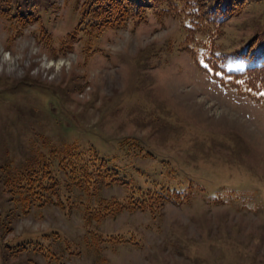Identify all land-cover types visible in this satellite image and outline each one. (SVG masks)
<instances>
[{
  "label": "rangeland",
  "instance_id": "374dc122",
  "mask_svg": "<svg viewBox=\"0 0 264 264\" xmlns=\"http://www.w3.org/2000/svg\"><path fill=\"white\" fill-rule=\"evenodd\" d=\"M35 2L57 47L83 0ZM146 16L98 34L100 50L85 57L80 40L52 53L34 36L36 22L18 32L0 15V264H264V101L220 86L179 50L185 31L177 18ZM217 42V70L264 60V0H248ZM64 143L93 148L130 184L188 196L153 214L123 210L91 223L96 238L102 234L95 244L82 218L86 196L67 188L53 159L57 192L74 202L69 215L53 203L22 213L4 177ZM126 193L124 185L101 186L92 204ZM109 233L139 243L112 244ZM37 243L59 259L47 261Z\"/></svg>",
  "mask_w": 264,
  "mask_h": 264
},
{
  "label": "trees",
  "instance_id": "16d2710c",
  "mask_svg": "<svg viewBox=\"0 0 264 264\" xmlns=\"http://www.w3.org/2000/svg\"><path fill=\"white\" fill-rule=\"evenodd\" d=\"M35 1L0 0V15L9 21L15 20L14 27L18 32L27 23L36 22L37 30L34 36L52 53L64 54L71 49L74 42L80 40L83 42L82 52L85 57L100 50L93 43L98 34L107 29H122L127 22L134 25L145 22L147 10H150L158 21L166 16L176 17L185 31L180 43L181 49L189 51L198 65L210 70L211 75L223 85L232 86L238 93L248 95L256 101H264V60L237 71L223 72L215 69L223 61L221 53L215 51L220 49L217 38L222 33L223 23L239 15L248 0H229L223 7L209 6L206 0H138L136 3L134 0H83L76 24L67 31L57 47L50 43V34L36 9ZM197 32L200 35H197ZM53 159L57 160L56 168L62 170L66 176L67 188L75 187L86 196L82 218L84 227L92 234L91 241L95 244L102 239V234L97 239L96 232L89 228L91 223L113 217L123 210H141L153 214L166 201H177L181 200V196H188V193L175 189L170 191L164 186L139 187L130 184L118 178L114 169L93 148L89 147L84 151L77 149L76 144L64 143L59 147L52 146V149L46 152L39 151L29 156L4 177L9 200L15 202L22 213H27L32 206L43 207L53 203L61 208L65 215H69L74 202L70 196L64 198L57 192L60 186L54 174ZM115 183L126 187L127 193L123 198L112 196L97 199L96 204H92L93 195L101 186ZM107 235V241L112 244H134L138 241L116 233ZM53 236L61 237L59 232H54ZM62 239L68 244L64 235ZM33 250L41 253L47 261L55 262L60 256L49 250L48 246L38 243L33 246ZM17 251H21V248L16 249Z\"/></svg>",
  "mask_w": 264,
  "mask_h": 264
}]
</instances>
